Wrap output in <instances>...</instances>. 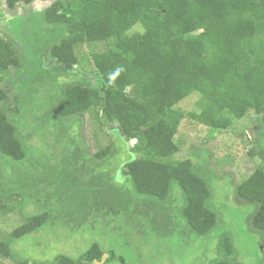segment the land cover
I'll list each match as a JSON object with an SVG mask.
<instances>
[{"label": "trees", "instance_id": "1", "mask_svg": "<svg viewBox=\"0 0 264 264\" xmlns=\"http://www.w3.org/2000/svg\"><path fill=\"white\" fill-rule=\"evenodd\" d=\"M6 1L13 8L37 0ZM137 24L142 30L131 32ZM9 30V40L0 36V72L19 68L14 106L0 107V217L17 201L26 221L0 242L1 256L17 264H93L108 253L102 264H127L130 259L108 238L150 247L154 239L179 233L188 246L205 241L199 264H248L239 259L240 235L218 204L215 177L208 182L192 158L171 157L179 151L175 138L186 118L175 107L194 92L201 94V111L191 119L212 131L251 111L264 114V0H56L44 14L12 21ZM86 41L108 44L92 54L100 87L73 70L79 63L75 46ZM48 49L55 59L50 65ZM91 109L101 112L104 123H119L120 140L137 138L116 165L110 159L120 148L100 149L95 158L87 152L82 116ZM259 122L264 148V119ZM75 149L82 153L77 158ZM84 156L85 164L78 163ZM123 164L127 177L120 181ZM234 189L246 201L238 205L248 207L246 225L264 255V165ZM231 190L223 191L227 199ZM85 225L96 229L95 239L78 256L59 252L41 259L16 247L46 230L69 241L68 230ZM139 253L134 264L157 262L156 253Z\"/></svg>", "mask_w": 264, "mask_h": 264}, {"label": "rangeland", "instance_id": "2", "mask_svg": "<svg viewBox=\"0 0 264 264\" xmlns=\"http://www.w3.org/2000/svg\"><path fill=\"white\" fill-rule=\"evenodd\" d=\"M55 1L37 0L32 3L22 2L10 8L6 0H0V36L9 40L12 34L9 30L12 21L20 17L27 20L34 14H44L45 10ZM43 24L44 26L48 25L45 21H43ZM140 30H142V26L137 24L131 29V32ZM107 48L108 44L105 41H86L78 43L75 46L79 63L73 67V70L84 75L92 86L100 87V75L95 69L92 54L94 52H102ZM16 53L18 58L23 56V49L19 43L16 45ZM45 61L47 65L55 62L50 49L46 51ZM20 64L23 68L22 70H24L23 60L20 61ZM18 68L17 66H8L0 72V89L6 94V98L2 99L4 95L0 91V99H2L0 100V107L14 106L13 94L15 93V89L13 82L18 74ZM63 85L66 84L63 83ZM200 101L201 94L194 92L176 105L175 108L183 112L186 118L182 120L175 138L179 145V151L171 159L183 160L192 158L194 163L198 162L201 170H205L208 182H210L212 176L215 177L212 183L215 184L214 182H216L219 187L217 191L218 204L220 203L222 211L225 212V215L232 222L234 233L236 232L235 234L240 235L241 250L247 256V258H244L242 254V257L239 259L242 263L264 264L262 263L264 255L261 253L262 248L259 243V238L246 225L245 216L249 209L247 206H241L246 201L236 196L234 191V187L244 177L264 165V148L259 145L261 136L258 133L261 127L259 121L264 119V114H257L251 111L243 118L234 120L229 128L212 131L210 127L191 119L192 114L201 111ZM82 118L81 130L83 141L87 146V152L92 157L95 158L96 152L100 149L108 147L113 151L116 148H120L119 153H116L110 159L111 164L116 165L117 162L126 157L127 152L133 151L132 148L137 142V138L129 139L128 137H122V140H120L117 133V131L119 133L121 132L118 122L111 121L104 123L101 112L95 109H91L85 113ZM75 129V131L79 130L80 126L76 125ZM74 151H76L74 153L75 158L82 154L79 153V150L75 149ZM134 156L138 157L139 154L134 152ZM87 159V156L81 157L78 163H82L83 160ZM100 171H106V166L104 165L103 168L101 166ZM126 177L127 168L123 164L117 173V178L123 181ZM230 187L232 190L229 189ZM210 188L212 196H215L214 186L210 185ZM230 190L232 194L227 199L223 191L229 192ZM11 206L14 207L13 210L0 217V242L7 241L12 231L26 221L19 210V203L15 201ZM218 215L219 223H223V216L220 213ZM95 231L96 229L94 228H86V225L82 230L70 229L66 234L69 241H60L55 238V235H58L57 232H49L46 230L41 232V237L36 238V235L28 236L25 240L17 243L16 247L26 255L41 259H52L59 252H66L73 256H78L95 239ZM188 232L189 228L184 226L182 228V234L186 243L188 242ZM153 241L154 243H150L151 246L148 247L145 243L141 245L139 241H132V244L128 245L121 243L116 237L107 239L109 244L113 243L115 245V243H118L115 245L116 249H118V254L130 259L127 264H134L133 256L139 252L140 255L146 256L149 253H156L158 256L156 257L157 262L153 260L151 262L148 259L149 264H199V256L204 251L203 247H205V241L201 242L202 239L200 238L196 240V245H185L179 233H173L166 240L154 239ZM107 242L103 241L105 247L108 246ZM222 250H226V248L223 247L221 248ZM211 252L215 256L214 253H217L218 249L214 247ZM148 256L152 257L150 255ZM108 257L109 254L106 253L103 255L101 261L96 260L93 264H102ZM0 264H17V261L13 257L0 255ZM116 264L123 263L116 262Z\"/></svg>", "mask_w": 264, "mask_h": 264}]
</instances>
